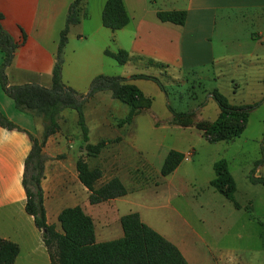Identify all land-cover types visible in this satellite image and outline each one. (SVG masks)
I'll return each mask as SVG.
<instances>
[{
  "label": "crops",
  "instance_id": "crops-1",
  "mask_svg": "<svg viewBox=\"0 0 264 264\" xmlns=\"http://www.w3.org/2000/svg\"><path fill=\"white\" fill-rule=\"evenodd\" d=\"M72 2L73 0H0L2 27L17 44L12 63L5 71L10 85L37 84L45 88L51 87L60 33L65 27L67 11ZM106 2L107 0H86L84 18L80 24L69 28L61 71L62 82L67 87L86 95L97 76H107L104 66L109 65L107 58H112L105 51H126L129 60L123 66L132 62L137 66H141L138 62L147 65L154 63L176 72H192L213 66L215 61H221L219 57L226 55L235 57L233 67L239 74L238 80L231 78V82L235 86H250L255 89L249 100L238 105L251 104L263 98L264 0H155L154 4L150 0H123L130 22L115 32L102 24V11ZM158 10L185 11V25L160 22L156 17ZM2 62L3 54L0 51V65ZM242 67L247 74L242 72ZM138 74L144 73L136 71L116 76L126 78L128 84L138 88L136 83L144 80L130 79L132 75ZM239 82L242 83L238 84ZM105 94L106 92H99L84 104V117L88 116L90 120L97 122L94 129L113 128L112 120H117L111 113L109 96ZM142 94L152 99L143 92ZM208 97L211 100L209 95ZM92 103L98 106L93 107L94 117L89 116ZM262 107L264 102L260 108ZM69 110L71 109H64L60 113V130L49 137L43 147L46 157L41 182L43 204L47 223L54 225L57 232H62L58 221L61 211L79 206L93 220L97 243L116 240L123 236L121 217L135 212L140 215L142 222L174 244L188 264H264V243L261 238L264 229L263 186L253 185L248 179H242L245 192L241 193L238 180L234 179V197L240 205L236 209L210 186L213 179H209L205 183L209 187L203 205L209 216L199 218L188 208L181 211L160 208L150 212L151 216L159 219L153 221L147 216V209L138 207V195L143 192V188H138V178L134 179L136 184L127 181L131 183L129 189L124 178L118 174L127 161L122 152L125 146L120 131H124V127L129 125L117 127V136L112 139L119 138V142L109 143L97 157L87 158L80 149L73 152V138L62 130V123L69 115ZM0 113L16 126L13 130L0 127V239L18 246L19 252L14 264H51L42 233L36 228L33 217L25 211L26 195L22 186L24 161L31 150V137L41 139L42 122L39 118L19 112L13 100L2 90L1 84ZM249 122L248 115L243 133L233 141L224 143L234 144L241 138L247 141L245 136ZM200 135L204 139L201 133ZM79 136L81 138V134L77 132L74 139L77 140ZM263 136L264 128L259 131L257 141L260 142ZM80 157L91 168L108 170V174L102 170V178L95 188L118 177L127 189V194L91 205L90 192L78 178L76 163ZM260 158V154L257 155L253 164ZM176 171L177 169L174 173ZM255 176H264V159L257 167ZM161 181L150 192L156 196L166 191L172 195L177 193L175 190L179 179ZM173 215L175 218H169Z\"/></svg>",
  "mask_w": 264,
  "mask_h": 264
},
{
  "label": "trees",
  "instance_id": "trees-1",
  "mask_svg": "<svg viewBox=\"0 0 264 264\" xmlns=\"http://www.w3.org/2000/svg\"><path fill=\"white\" fill-rule=\"evenodd\" d=\"M154 4L155 0H150ZM86 14V0H73L69 5L65 27L60 33L56 63L52 72V85L45 88L37 84L10 85L5 71L12 63L17 44L2 27L0 14V51L3 62L0 65V84L4 93L13 100L15 108L31 117L39 118L43 132L40 140L31 137V150L24 161L22 186L26 195L25 211L33 217L36 228L42 233V240L50 256L51 264H188L179 249L166 240L158 232L142 222L138 213L132 212L121 217L120 225L123 236L119 239L97 243L93 220L86 215L81 207L66 208L61 211L58 221L62 232H57L54 225L46 220L43 204V190L41 182L44 177L46 157L43 147L47 139L60 130L59 117L64 109L74 110L77 114V125L82 133V141L87 158L97 157L103 148L114 141L102 140L92 145L88 143V127L84 117V104L88 98L99 92H110L114 100L130 108L131 112L122 120L120 125H129L133 117V109L138 103L147 100L151 106V99L146 98L134 85L128 84L127 79L120 76H97L90 85V91L85 98L62 82L61 71L63 65V49L67 42V34L71 26L80 24ZM156 17L162 23L184 26L186 12L183 10L156 11ZM130 18L123 0H107L102 11V24L112 32L126 27ZM120 66L129 60V54L124 50L116 53L105 51ZM130 79H143L155 82L160 86L157 78L144 74L132 75ZM208 95L216 102L219 115L213 122L201 121L196 125H186L178 122L183 113H174L172 123L180 127H193L200 131L209 143L231 142L244 131L249 112L260 105V102L248 105H231L228 99L217 89H212ZM262 101L264 102V96ZM0 127L13 130L16 126L0 113ZM256 166L264 159V150ZM184 155L171 150L166 155L160 174L162 177L171 175L180 165ZM79 181L90 192L89 203L96 205L111 199L123 197L127 189L118 177H113L99 188L96 183L102 178V170L91 168L84 158L80 157L76 163ZM215 177L210 186L230 201L236 209L240 205L235 201L236 184L228 170L225 160L220 159L213 165ZM253 185L264 187V176L256 177L255 173L248 176ZM264 243V229L261 232ZM18 246L12 242L0 239V264H14L18 256Z\"/></svg>",
  "mask_w": 264,
  "mask_h": 264
},
{
  "label": "rangeland",
  "instance_id": "rangeland-1",
  "mask_svg": "<svg viewBox=\"0 0 264 264\" xmlns=\"http://www.w3.org/2000/svg\"><path fill=\"white\" fill-rule=\"evenodd\" d=\"M91 1L93 2V0ZM219 58L221 61H215L213 66L196 69L192 72H176L160 65L156 66L154 63L147 65L143 62H138L141 66L133 64V62L126 66H120L110 58L106 60L109 63V65L104 66V72L107 76H124V74L137 71L157 78L160 84L159 86L150 80L136 83L141 92L152 98V103L151 106L147 100L138 103L133 109V113H138V116L133 119L131 125L124 127V131H120L125 146L122 152H124L127 161L125 166H121L118 174L122 179L124 178L125 185L129 189L131 183L127 181L130 180L132 184H136L134 179L138 178V188H143V192L138 195V207L147 209V216L153 221L159 219L151 216L150 212L160 208H173L179 211L188 208L199 218L200 216L203 218L209 216L203 206L205 205L204 196L207 195L206 190L209 187L205 183L209 179H214L213 165L216 161L220 159L226 161L233 179L238 180L237 184L241 193L245 192L242 179H248V176L255 173L257 167L260 166H256L260 159L254 164L253 162L257 155L262 156L261 151L264 150V136L260 142L256 139L259 131L264 128V107L260 108L263 104V98L254 102H260V105L249 112L250 122L245 136L248 138L247 141L245 138H241L236 140L234 144L224 142L211 144L206 142L194 128H180V126L170 124L174 113L189 114L178 119L179 123L186 125H196L197 122L201 121H215L219 109L212 98L209 100L208 92L212 89L219 90L234 105L251 98L254 88L242 85L235 86V83L231 82V78L238 80L237 77H239L236 68L233 67L235 57L225 55ZM242 72L247 74L244 68ZM87 94L83 96L86 98ZM105 95L109 96L111 113L117 120H112L113 128L97 127L94 129L97 122L90 120L88 116L85 117L86 125L90 130L88 143L92 145L99 143L100 140L114 141L115 139L112 137L117 136V130H119L117 127L124 126L119 124L120 120L131 112L129 107L114 100L110 92H106ZM95 106L93 103L90 105V109H92L90 117H94L93 107ZM96 107L98 108V106ZM68 116L62 123V130L73 138L72 147L75 153L77 150H81L84 143L81 130L77 125L76 112L69 110ZM77 132L79 135L81 134V138L79 136L76 140L74 137ZM171 150L183 154L184 159L175 173L162 177L160 170L166 155ZM102 170L108 174L107 169L102 168ZM161 179H179L178 184H176L178 188L175 190L177 193L172 195L166 191V193H159L156 196L150 192V189L154 190L159 183H162ZM225 203L231 207L228 202ZM169 218H175V216Z\"/></svg>",
  "mask_w": 264,
  "mask_h": 264
}]
</instances>
